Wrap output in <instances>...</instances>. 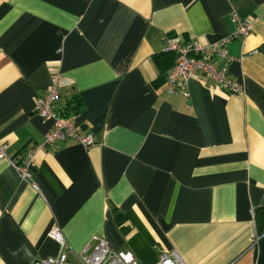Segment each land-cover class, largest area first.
Listing matches in <instances>:
<instances>
[{"label":"crops","instance_id":"1","mask_svg":"<svg viewBox=\"0 0 264 264\" xmlns=\"http://www.w3.org/2000/svg\"><path fill=\"white\" fill-rule=\"evenodd\" d=\"M234 17L252 26L226 44L243 92L200 77L168 93L164 38L210 45ZM55 74L71 83L55 109L79 100L93 143L36 150V188L0 161V264L90 254L93 237L139 264H264V0H0V143L16 163L51 127L34 109Z\"/></svg>","mask_w":264,"mask_h":264},{"label":"built area","instance_id":"2","mask_svg":"<svg viewBox=\"0 0 264 264\" xmlns=\"http://www.w3.org/2000/svg\"><path fill=\"white\" fill-rule=\"evenodd\" d=\"M232 21L236 23L235 31L210 45H202L196 41L191 44H181L169 37L164 38V52L174 56V63L166 77L168 93H173L180 85L200 77L207 79L213 85L219 86L229 94L243 92V86L236 83L228 73L231 57L226 44L234 38L248 35L252 26L250 19L240 20L234 17ZM218 63H221V65L218 66ZM70 86V81L62 78L59 74H55L46 93L36 98L34 112L41 119H49L52 124L44 135L43 143L28 149L23 160L16 163L8 158L5 153V145L0 143V161L7 159L15 167L20 178L30 181L34 188H36V185L33 181L31 169L36 165L34 157L36 150H48L51 147L56 149L58 143L66 139L86 148L93 143L90 134L79 133L74 120L76 116L63 119L56 112L55 103L58 101L60 91ZM49 235L60 247L64 246L65 240L59 227L54 225ZM92 241L95 242V246L90 254H87V248H84L78 254L69 255L67 252H62L56 257L36 261L34 264H139L130 251L117 250L100 237H93ZM155 264L186 263L176 251H170L162 253Z\"/></svg>","mask_w":264,"mask_h":264},{"label":"trees","instance_id":"3","mask_svg":"<svg viewBox=\"0 0 264 264\" xmlns=\"http://www.w3.org/2000/svg\"><path fill=\"white\" fill-rule=\"evenodd\" d=\"M168 54H170V53H168ZM170 55H171V58L173 59V63H174V56H173V54H170ZM79 104H80L79 100L76 99L70 103H67L66 106H63L61 108L56 109V112L63 119L76 116L79 113V110H78ZM113 216H114V219H115L116 223L118 224V226L122 230H125L126 226L124 225V218H123L122 214L117 209H113Z\"/></svg>","mask_w":264,"mask_h":264}]
</instances>
